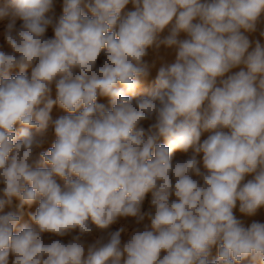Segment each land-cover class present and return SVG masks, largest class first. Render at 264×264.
<instances>
[{
	"label": "clouds",
	"instance_id": "obj_1",
	"mask_svg": "<svg viewBox=\"0 0 264 264\" xmlns=\"http://www.w3.org/2000/svg\"><path fill=\"white\" fill-rule=\"evenodd\" d=\"M57 2L0 0V264H264V0Z\"/></svg>",
	"mask_w": 264,
	"mask_h": 264
},
{
	"label": "rangeland",
	"instance_id": "obj_2",
	"mask_svg": "<svg viewBox=\"0 0 264 264\" xmlns=\"http://www.w3.org/2000/svg\"><path fill=\"white\" fill-rule=\"evenodd\" d=\"M56 13H57V16L62 14V0H58V2H57ZM19 23L20 22L18 21L17 22V26H19ZM6 24H7V20L0 21V50L9 51V49L6 47V45L4 43V36H3ZM165 33H163L162 35H164ZM47 35L49 37L53 36V33H52L51 29H49ZM257 38H259L258 33L250 35V39H257ZM261 43H264V39H261ZM145 59L148 62L149 66H150V69L155 67V66H157L159 64V62H160L159 60L156 59V50H154V49H149V55ZM238 70L239 69H236L235 71H238ZM13 74H18V70L13 72ZM29 74H30V69H29ZM153 83H154V80L151 81V82L143 81L141 86H140V88L137 89V93H136V95L133 98L135 99V98H139L141 96L146 95L147 91L150 90V88L153 86ZM53 98H55L54 91H53ZM99 102H103V103L107 104L106 98H101V100ZM65 114L66 113H64L63 110L59 109L58 107H54L53 113H52L54 119L57 118L60 115H65ZM207 135H208V133L203 134L201 139L202 140L205 139L207 137ZM47 136H48V142L44 145V147L42 149H40L38 151H46L48 148L51 147L52 141L55 139V137L53 135V131H52L51 128L49 129V131L47 133ZM188 155H190V153L184 154V153H181L179 151H176L174 153V160L175 159H185V158H187ZM198 159L201 160V167H202V154L198 157ZM150 199H151V194H148V197L146 198V201H145V204H144V208L142 209L143 211H147L148 210V208L150 206ZM16 203H18V201H14V205ZM14 205H13V208H14ZM25 207L27 208V206H25ZM36 207H38V205H33V207L31 209H27V211L34 212ZM9 210H13V209H10V208H8L6 206L5 211H9ZM253 220H258L260 222H264V209H261L257 213V215L254 216V217H246V224H244L245 227L249 226L250 223ZM24 223H31L30 219L27 216V213L25 214L24 219H22V221H21V224H24ZM144 223H149V222L146 219L144 221ZM118 227H119V224L112 225L110 230H116ZM141 227H142V225H141ZM129 231H131V229H129ZM63 239H64L65 242H67L68 239H70V238L69 237H65ZM122 239L124 241H126L128 239V234L127 233L122 234ZM213 255L215 256V251L213 252Z\"/></svg>",
	"mask_w": 264,
	"mask_h": 264
},
{
	"label": "bare ground",
	"instance_id": "obj_3",
	"mask_svg": "<svg viewBox=\"0 0 264 264\" xmlns=\"http://www.w3.org/2000/svg\"><path fill=\"white\" fill-rule=\"evenodd\" d=\"M128 10H134L131 4L128 5L127 8L125 9V11H128ZM166 34L167 32L164 35ZM180 38L181 39L185 38V34L182 33ZM156 59L159 60L160 62L157 66L150 69V76L148 77L147 80H145V82H151L155 79V76L157 74L159 67L166 65V64H171L175 61V50L166 49L162 46L161 49L156 50ZM235 70L236 69H234L233 71ZM248 178H251V177H248ZM237 216L238 218L242 219L244 224H246V217L241 216V214H239L238 211H237Z\"/></svg>",
	"mask_w": 264,
	"mask_h": 264
}]
</instances>
